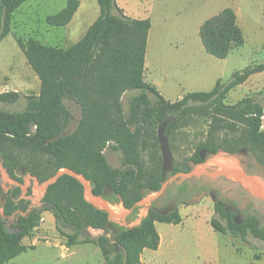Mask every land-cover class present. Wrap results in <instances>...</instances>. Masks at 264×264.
Masks as SVG:
<instances>
[{
    "label": "trees",
    "instance_id": "trees-1",
    "mask_svg": "<svg viewBox=\"0 0 264 264\" xmlns=\"http://www.w3.org/2000/svg\"><path fill=\"white\" fill-rule=\"evenodd\" d=\"M29 0H0V42L10 33L12 14ZM99 16L83 36L67 48L44 45L34 38L17 45L39 80V93L27 97L23 111H0V159L7 173L16 178L17 169L46 182L60 170L82 175L94 196L109 203H119L131 210L148 193L158 192L164 182L162 160L156 135L167 121L165 136L193 116H208L207 136L186 162L203 163V156L218 152L238 153L233 138H220L219 133L231 129L225 121L239 122L247 130L250 150L264 164V107L251 98L233 106L224 104L227 94L245 83L254 74L264 72V63L248 65L232 74L224 83L218 79L207 92H191L175 102L166 101L155 88L144 81V64L150 20L133 19L123 14L115 0H96ZM79 8L78 0H67L65 6L45 17L53 28L67 26ZM199 37L205 52L216 59H225L232 49L244 43L243 33L231 8L203 21ZM130 90L140 94L130 101L128 116L123 114L121 96ZM148 94L154 98L150 103ZM17 92L0 93V105L13 104ZM65 101L80 109L74 131L64 134L71 121ZM234 129V128H233ZM157 132V131H156ZM150 138L152 140L150 141ZM108 148L121 155L120 168H112L105 157ZM152 150L147 161L143 152ZM28 154L41 156L45 163H34ZM181 172V164L173 166ZM1 193V189H0ZM15 187L4 197L3 218L0 217V264H6L27 249L23 239L39 226L41 214H52L55 229L65 238V246L92 244L103 258V264H139L143 250L155 251L159 245L156 223L178 225V211L163 213L150 207L138 225L123 228L112 224L108 214L94 207L84 197V188L75 178L63 174L50 184L42 196L43 208H30V201L20 198ZM217 218L211 228L233 239L245 241L251 236L264 241V226L254 214L238 219L222 204H215ZM16 214L7 228L5 223ZM113 230L111 240L81 238L85 228Z\"/></svg>",
    "mask_w": 264,
    "mask_h": 264
},
{
    "label": "rangeland",
    "instance_id": "rangeland-1",
    "mask_svg": "<svg viewBox=\"0 0 264 264\" xmlns=\"http://www.w3.org/2000/svg\"><path fill=\"white\" fill-rule=\"evenodd\" d=\"M118 8L132 18L151 16L152 30L147 48V66L154 65V74L159 82L158 90L170 101H176L180 93L206 92L221 79L226 83L234 72L252 64L264 63V0H115ZM79 8L65 27L53 28L45 23V17L61 10L66 0H29L12 14L10 33L0 42V93L17 92L19 99L13 104L0 105V111L18 113L25 109L27 97L39 93V80L28 65L17 40L26 42L34 38L44 45L67 48L76 43L87 28L99 16L96 0H79ZM231 8L236 15L237 25L243 33L244 43L233 49L225 59H216L207 54L199 37V25L220 11ZM264 72L251 77L248 83L231 90L224 100L233 106L244 98H251L264 107ZM140 91H126L121 96L123 114L128 116L130 101ZM150 103L154 98L148 94ZM71 113V121L64 134L74 131L80 118V109L73 102L65 101ZM208 116H193L170 133L168 143L173 166L186 163L188 173L166 171L164 182L158 192L146 194L133 209L125 210L119 203H109L107 208L116 218L110 222L123 228L139 224L150 207L168 213L177 210L181 222L178 225L156 223L159 245L156 253L143 250L139 264H264V241L251 236L245 241L233 239L215 232L210 220L217 218L215 204L219 203L233 211L238 219L254 214L259 225L264 226V200L257 196L252 187L238 180L209 175H193L196 170L211 172L230 170L253 178L264 190V164L250 150L247 130L239 122L225 121L231 129L219 133L220 138H233L241 150L236 154L218 152L203 156L200 164L186 162L198 146L205 141L209 127ZM234 128V129H233ZM151 135L157 130L147 129ZM152 138H150V141ZM104 154L108 164L120 168L121 155L108 148ZM152 150L143 152L149 161ZM160 155V150L155 155ZM34 163H45L41 156L28 154ZM16 178L11 177L0 159V217L3 218L4 197L10 190L19 187L20 198L30 201V208H43L41 201L44 183L31 174L17 169ZM87 191L84 197L90 200L91 186L84 182ZM250 188V189H249ZM16 214L5 223L12 226ZM113 230L103 231L85 228L81 238L96 239L106 236L111 240ZM32 250L20 254L6 264H103L99 249L92 244L65 246V238L55 229L50 212L41 214L39 226L23 239Z\"/></svg>",
    "mask_w": 264,
    "mask_h": 264
},
{
    "label": "water",
    "instance_id": "water-1",
    "mask_svg": "<svg viewBox=\"0 0 264 264\" xmlns=\"http://www.w3.org/2000/svg\"><path fill=\"white\" fill-rule=\"evenodd\" d=\"M167 126V121H164L159 127L157 128L156 132V139L159 144V150H160V156L162 160V171L165 173L166 171H169L173 167V158L172 154L170 151L169 143L168 140L165 136V129ZM201 158H204L203 155L200 153ZM181 171L182 172H189L188 165L186 163L181 164ZM63 174H67L75 179H77L83 186L84 191H87V188L84 185V182H86V179L82 175H78L73 171L69 170H60L57 172L53 177L48 179L44 183V191L47 189V187L54 183L58 177H60ZM209 175L210 177H225V178H230L234 180H238L242 185L252 187V191L257 194L258 197L264 200V190L256 183V181L244 175L243 173L236 172V171H228V170H220V171H215L211 172V174H208V172L202 171V170H196L193 172V175ZM16 175L17 172H16ZM249 188V189H250ZM90 196V200L88 201L90 204H92L94 207L99 208L103 211H105L108 214L109 218H116V215L112 214L111 211L107 208V204L105 200L101 197L94 196L92 192H88ZM136 205V204H135Z\"/></svg>",
    "mask_w": 264,
    "mask_h": 264
},
{
    "label": "crops",
    "instance_id": "crops-1",
    "mask_svg": "<svg viewBox=\"0 0 264 264\" xmlns=\"http://www.w3.org/2000/svg\"><path fill=\"white\" fill-rule=\"evenodd\" d=\"M67 1V0H66ZM79 1V0H78ZM80 4V3H79ZM121 9V8H120ZM122 11H123V14L125 15V16H127V17H129L128 15H126V13L124 12V10L123 9H121ZM235 13V12H234ZM146 17L145 18H148L149 20H150V23H152L151 22V16H150V13H149V11H146V15H145ZM130 18H132V17H130ZM145 18H133V19H145ZM236 22H237V18H236ZM200 26L201 25H199V28H200ZM151 30H152V24H151V27H150V30H149V32H148V36H147V44H146V51H145V64H144V74H143V76H144V81L146 82V83H148V84H150V85H152L154 88H155V90L166 100V101H168L165 97H164V95H162L161 94V92L158 90V86L157 85H159V82L156 80V77H155V75H153L154 74V65L153 64H149V66H147V48H148V46H149V39H150V35H151ZM233 50V49H232ZM231 50V51H232ZM230 51V52H231ZM152 72H153V74H152ZM261 73H263V72H261ZM261 73H257V74H254V75H252V76H255V75H258V74H261ZM252 76H250L249 78H248V80L245 82V83H243L242 85H244V84H246V83H248V81H250L251 80V77ZM221 80V79H220ZM216 83V82H215ZM215 85V84H214ZM242 85H240V86H242ZM263 86H264V83H263ZM214 87V86H213ZM212 87V88H213ZM210 91V90H209ZM194 92H200V91H194ZM207 92V91H206ZM187 93H191V92H187ZM187 93H180V95H178V97H177V99H176V101H178V100H180L184 95H186ZM170 102V101H169ZM175 102V101H174ZM158 250V249H157ZM146 251V250H145ZM148 252H151V253H156V250L155 251H150V250H148ZM13 260V259H12ZM10 262V261H9Z\"/></svg>",
    "mask_w": 264,
    "mask_h": 264
},
{
    "label": "flooded vegetation",
    "instance_id": "flooded-vegetation-1",
    "mask_svg": "<svg viewBox=\"0 0 264 264\" xmlns=\"http://www.w3.org/2000/svg\"><path fill=\"white\" fill-rule=\"evenodd\" d=\"M202 154V153H201ZM188 169H189V171H190V168L188 167ZM182 172V171H181ZM183 173H188V172H183ZM1 189V188H0ZM163 213H165V212H163Z\"/></svg>",
    "mask_w": 264,
    "mask_h": 264
}]
</instances>
